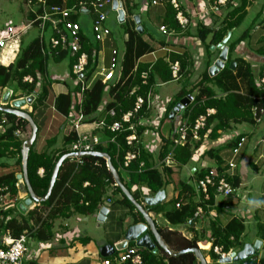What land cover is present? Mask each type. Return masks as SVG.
Returning <instances> with one entry per match:
<instances>
[{
  "label": "trees",
  "instance_id": "1",
  "mask_svg": "<svg viewBox=\"0 0 264 264\" xmlns=\"http://www.w3.org/2000/svg\"><path fill=\"white\" fill-rule=\"evenodd\" d=\"M119 1L122 2L126 15L118 23L124 26L127 39L124 43L122 57L121 59L118 58L117 61L118 70L113 79L107 82H102V76H96L99 67L96 45L102 41H94L92 33L88 36L84 32L83 25H81L80 51L86 53L89 58L88 69L84 75V82L88 87L81 91L79 83H74L67 93L59 94L55 99L56 111L66 117L67 123L69 122L68 132L62 135L60 147H53L55 146L56 137L48 140L49 148L47 151L35 153L30 147L27 157V176L34 195L37 198L45 196L56 162L62 155L69 153L71 144L77 141L76 132L70 128V125H72L70 121L75 119L74 115L76 113L82 114V123L98 122L100 118H103L106 124L112 121H121L124 113L133 110L138 96H141L144 100L141 108L137 113L132 114L129 122L121 123L119 131L111 132L106 127L93 130V135L97 136L99 141L98 144L93 146V150L109 155L121 182L138 202L144 201L146 196H153L159 191H165V188L172 183V167L163 165L157 168L153 167L154 162H152L150 151H158L157 160L159 162L171 152L176 162L175 168H183L187 165L189 169L195 168L194 173H191L190 170L188 172V178L194 180V183L203 177L206 172L211 171L217 177L224 176L226 181L236 190L240 185V175L235 173V168L228 167L230 161L234 163L235 159L232 158L224 163L217 152L226 148L236 158L243 148L246 140L245 136L248 134L239 132L235 128L236 125L241 123L255 125L262 119L264 113V81H262L264 78V63L256 70L249 61L238 55L234 50L249 35V27L235 40L230 38L231 31L243 22L248 12L247 8L255 0H229L221 5L220 9H222L223 17L222 19L220 17L216 19L219 22L217 27L206 26L197 21L193 28L189 19L190 22L185 29H181L177 23L170 0H162L165 14L160 22L166 31L174 35L175 39L177 36H192L198 39L204 49L205 66H203L196 82L192 81L194 61L191 49L182 53L172 52L167 57L156 59L151 65L138 61L141 56L153 51V46L143 39V36L147 35L150 40H153L152 35L142 25L140 16L142 7L152 6V4L150 0H144L142 5H140L141 0ZM181 1L185 0H178L180 4ZM52 2L70 8L80 4L75 0H52ZM262 5L264 8V3ZM36 7H38L36 11L39 12L40 7L37 5ZM85 8L90 9V6L87 4ZM185 14L187 15L186 12ZM135 15L140 18L142 33H139L136 29L133 18ZM81 16L74 15L72 20H80ZM34 17L35 13L27 9L26 23H29ZM261 20H258L257 23L253 21L250 25L251 29L264 22ZM212 24H214V20ZM31 26H35L39 31L36 23H33L26 28V32ZM160 33L163 36L167 35L161 31ZM227 36V41L224 44L227 47V58L224 66L215 74L210 75L208 70L214 62L211 56L216 50L217 58L219 54L217 46L221 45ZM107 37L112 43L111 53L116 48L112 32ZM46 41L45 37L43 39L38 36L36 39L31 40L26 48H23L20 37L19 49L14 61L7 66L0 63V88L15 84L16 88L24 95L35 94L31 103L32 110L44 102L47 97L45 84L48 85L50 80L45 79V73L50 59L54 62H60L68 58V73L70 79L73 82L75 81L71 67L76 56H71L66 49L59 50L58 55L52 51V55H50L45 49ZM160 44H165V39L162 38ZM261 51L263 52L261 55L264 56V46L261 47ZM174 62H178L180 66L179 78L176 80L172 78L170 69V64ZM230 63H233V67H229ZM142 73L147 74L145 80L141 78ZM26 76H30L32 81H24L23 79ZM173 80L182 81V85L175 98L168 102L165 114L160 118V122L170 124L168 133L163 134L162 125L155 126L152 124L153 120L157 119L156 106L148 105L147 101L152 100L148 99L149 97L154 98L158 95L154 91L155 86ZM188 95L192 96V100L180 110L179 115L182 120L187 119L186 122L191 129L187 130V140L174 144V139L177 137L175 134L176 126L174 121L169 120L168 115L176 103ZM8 98H10V95ZM208 109H213L214 112L206 117L204 127L197 131L199 134L198 140H192L190 130L194 126L195 119L199 115L206 114ZM110 110L114 111L112 117H108V111ZM28 114L32 117V111ZM157 116H159V113ZM131 124L134 125L135 132L139 137L145 134L147 130H155L159 134L160 142L153 144V149L148 150L141 145L138 158L133 160L127 168H123V157L129 150L125 137L131 132L128 128ZM28 127L29 124L25 119L0 111V164H3L5 159L15 154L18 155V164H21L20 151L26 139L22 135ZM233 128L236 130L235 133H232ZM260 142L263 144L264 136H262ZM239 143H241L240 146H238ZM234 149H236V152H234ZM206 157L215 158L216 166H207L201 163ZM139 162L144 164L141 168L138 166ZM39 169H42L41 174L38 173ZM131 185H135L136 190H131ZM4 186H7L12 202L9 203V206L0 209L1 235L8 233L12 237H19L22 234H28L29 237L38 241L51 239L57 221L63 222L73 215L91 216L96 214L105 202L110 187H112V196L111 198L108 197L110 201L108 204V218L105 220L109 225L105 226L104 222L102 228L108 230L109 233H113L114 238L119 239L123 232L124 219L128 215L131 214L134 223L144 222L142 215L136 211L131 202L114 184L111 173L106 166V161L100 156L84 155L77 158H65L58 167L49 196L44 201L36 202V205L31 209L19 208V203H17L19 189H22L25 193L27 191L24 183L19 186V180L13 172L0 175V188ZM194 188L193 183L180 182V190L169 201L162 199L156 205L143 204L147 212L154 214V224L166 245L172 251H180L197 247L199 241L205 240L207 242L211 241L212 246H221L224 252L230 249L239 252L245 244L242 239L245 220L241 215H231L224 225L211 218L206 224L207 228L202 229V231L195 230L194 225L189 224L190 221L193 223L196 220L193 215L197 205L203 206L205 214L208 213L210 207L220 214L226 208L238 203L237 199L232 197L235 192L216 202L215 187L211 186L208 191L209 199L203 202L200 192L198 201H195L192 197L195 194ZM184 190L186 191L184 192ZM181 195L185 196L184 200ZM178 202L179 206L176 207L175 204ZM118 210H120V214L116 215ZM60 222L58 224L63 226ZM181 228L190 231L192 236L190 238L184 237L178 231ZM261 235L263 239V233ZM154 243L157 253L144 248L138 249L143 259L142 264H199L191 252H185L179 256H169L156 242ZM130 245H132V242L129 243ZM207 255L213 262L217 258L211 249ZM255 255H257L256 259L247 257L238 261L237 264H264V254L260 256L256 253Z\"/></svg>",
  "mask_w": 264,
  "mask_h": 264
},
{
  "label": "crops",
  "instance_id": "2",
  "mask_svg": "<svg viewBox=\"0 0 264 264\" xmlns=\"http://www.w3.org/2000/svg\"><path fill=\"white\" fill-rule=\"evenodd\" d=\"M181 2L184 11L187 13L189 19L191 20L193 28L195 27L196 25L195 23L197 21H199L200 23L206 26L217 27L219 22L216 21V19L218 17L222 19L223 17L222 9H220L221 12L220 15L216 14L215 11L211 9V3L208 0H193V1L185 0ZM143 3L144 0H141L140 5H142ZM262 3L260 5V3H258L257 0H255L253 4L247 8L248 10L247 15L250 12V10L253 9L255 13L254 17L259 18V16H263V19L261 21H264V8ZM141 11L143 14L146 15V23L148 25V28L144 25L143 21H142V25L152 35V39H155V36L157 35L161 36V38L159 39L158 42H155V40H150L147 35H144L143 39L145 41H148V43H150V45L153 46V51L141 56L138 59V61L144 64L151 65L156 61V59L161 57H167L172 52L182 53L185 50L188 51V49H191L192 58L194 61V68L192 70L193 73L192 81L194 78L198 79L199 75L203 70V66H205V61H206L204 49L201 43L198 41V39L192 36H179V37L177 36L176 39L174 35L163 36V34H161L159 31V27L162 25L160 21L165 14L164 12L165 10L162 5L143 6ZM212 19L214 20V24H212L213 21ZM251 21L245 26L243 20V22L237 28L233 29L230 34L231 40H235L244 30H246L248 28V25L252 24ZM21 23L26 24V21ZM105 23L107 26V20ZM249 29H250V33L247 36V38L244 41L240 42L237 45V47H235L234 50L238 55L242 56L244 59L249 61L252 64L253 68L255 67V69L258 70V68L264 63V56L261 55L263 53L261 51V47L264 46V22L257 24L252 29L251 27H249ZM23 36L24 35L21 36V39H23ZM162 38L163 40L165 39V44H160V40ZM111 45L112 43L108 39V37L107 39L97 43L96 45L98 52L97 54L99 57L98 60L99 67H98V71H96V76H101L99 69L102 67H106L109 62ZM115 49L117 50V48ZM7 53L8 51L5 50L3 51V54L0 55V63L4 66L9 65L15 59V57H12ZM215 53L216 50H214L211 56V59H213L214 61L216 58ZM68 70H69L68 58L63 59L60 62H54L52 59H50L49 63L47 64L46 73H45V79L50 80V83L48 85L45 84L47 88V97L45 101L42 102L40 105H38L34 110H32V104H28V105L24 104L22 106V108H24L25 111L27 112L32 111V119L37 127L36 136L31 145V150L35 153H41L47 151L49 148L48 140L51 139L52 137H56L55 146L53 147L59 148L61 145L62 135L68 132L69 122L67 123L66 117L58 113L55 109L56 97L59 94L67 93L68 90L73 87L72 84H74V82L70 79ZM9 95L10 98H8ZM27 96L28 95H24L19 89H17L15 84H11V86L0 88V105L11 106L13 105L14 101L18 99H24ZM166 108L167 107L161 106V108L159 109L162 116H163L162 112L166 110ZM102 119L103 118H100V120ZM158 124L162 125L163 134L165 133L167 134L170 124H168V122H160V121L157 123V125ZM92 129H93V124L85 123L84 125L79 127V132H88L90 130L92 131ZM232 130H233L232 133L236 132L235 128H233ZM245 138L246 140L244 146L240 150L236 158L235 156H232V154H230V150L226 148L222 149L221 151L218 150L217 152V155L221 157L224 163L232 158L235 159L236 161V162L234 161L235 173L240 175L239 187H241L242 185L241 184L242 180L245 179L246 176L245 173L247 172L248 167L258 172L259 170L258 162L262 163V165L264 164V142L263 144L260 142L261 141L260 139H262V137L256 142L255 145H252V134H246ZM151 139L152 137L150 134L146 132L145 134H142L141 141L143 148L147 150L150 148L153 149V145H151ZM150 152H151L150 154H152L151 155L153 160L152 162H154L153 167L156 168L160 167L159 164L160 162L157 160L158 151H150ZM17 159H18L17 154L11 155L7 159H5L3 164H0V175L7 174L10 172H13L16 176L20 175L21 164H18ZM214 159L215 158L212 157H206L204 160H202L201 163L207 166H214V165L216 166ZM192 168L189 169L187 165L184 166L183 168L173 169V173L171 175L172 183L169 184V186H167L168 188L166 187L164 191L165 201H169V199L176 196L178 190H180V182H185L189 184L193 183L195 187L194 188L195 194L192 197L194 198L195 201L199 200L200 193L197 190L196 184L194 183V180L188 178V172L189 170L191 172ZM227 171H232V170H227ZM239 187L236 188L235 193L239 189ZM136 188L137 187L135 185H131V190H136ZM167 189H169L170 191L169 195L166 194ZM262 190H263V198H264V179H263ZM111 191H112V187L109 188V191L107 193V198L108 197L111 198L112 196ZM185 191L186 190H184V192ZM181 194L184 195L183 192H181ZM183 195H181V197H183L184 200L185 196ZM243 195H242L243 202L241 206H238V203L240 202L239 200L238 203L232 206L235 209L228 207L229 210L228 212L223 211L222 213L218 214L214 208L210 207L208 213L206 214L204 213L202 219H196L192 223L194 225V229L198 230L199 228H202L206 222V219H208L209 217L216 219L219 224L224 225L229 219L230 213L233 212L234 214L235 213L240 214L242 217H244V219L245 217L248 218L249 220L252 218L253 219L257 218L258 217L257 211L260 208L255 206L250 207L247 203L248 198L246 194ZM27 198H28L27 192L25 193L22 189H19V192L17 194V203L19 204L24 203L27 200ZM107 198H105V201L107 200ZM240 199L242 200L241 197ZM215 201L216 202L219 201L218 196L215 197ZM139 203L142 204V202ZM35 205L36 204L32 202L29 205H27L26 208L27 207L28 209L33 208ZM260 211H261L260 214H262L261 217L263 221L257 224V230L258 232H260V234L263 233L264 235V207L261 208ZM119 214H120V210H118V213L116 215ZM148 214L152 219H154L155 216L152 212H148ZM213 214L216 216H212ZM96 216L97 213L91 216L73 215L63 222L57 221L56 224L60 222L63 225V228L62 230H57V231L54 229L52 238L48 240L38 241L30 237L31 241L28 247V251L26 252L24 257L25 258L24 264H102V260L104 256L101 254V248L106 245H115L118 242H120L122 240V235L124 234V228L126 229L130 225L136 223H142V222L134 223L131 214L128 215L124 219L122 235L119 239L118 238L116 239L114 238L113 233H109L108 230L102 228L104 222H102V224L100 225L98 224ZM107 218L108 217L106 215L105 219ZM108 225L109 223L105 222V226ZM91 230H93V233L91 232ZM178 231L186 238L190 237V234H192L190 233V231H187L186 229L183 228L178 229ZM198 247L200 248L201 251H208L209 242L205 240H201L198 242ZM204 257L206 262L209 263L211 261L208 255H204Z\"/></svg>",
  "mask_w": 264,
  "mask_h": 264
},
{
  "label": "built area",
  "instance_id": "3",
  "mask_svg": "<svg viewBox=\"0 0 264 264\" xmlns=\"http://www.w3.org/2000/svg\"><path fill=\"white\" fill-rule=\"evenodd\" d=\"M80 4L78 6L74 5L72 8L63 7L58 3H53L52 0H27L25 5L28 9L35 13V17L29 21L26 25L21 27L20 29L14 28L10 25H5L2 29H0V55L3 54V51L7 50L10 56L15 57L16 53L19 49V40L21 35L25 32L26 28L33 23H36L39 28V36L44 39V34L46 32L49 33L46 47L48 53L52 55V51L56 55H58L59 50H68L71 56H76L75 62L72 64V73L75 76L74 83H79V87L81 91H84L88 87V85L84 82V75L88 69L89 58L88 55L84 52L80 51V31L81 24L78 20H72V16L74 15H87L91 19V33L94 41H103L110 33L109 28L106 26V20L109 12L113 10L112 2L114 0H75ZM211 3V9L217 12L221 5H224L229 0H208ZM33 2V3H32ZM153 6L162 5V0H150ZM40 7V11L36 10ZM90 6V9L85 8L86 5ZM170 4L175 11V19L179 24L181 29H185L190 20L189 16L185 14L184 9L178 0H170ZM124 10V9H123ZM116 11V10H114ZM117 12V11H116ZM125 12V11H124ZM118 18V15H117ZM119 21V20H118ZM160 31L167 36L171 35L166 31L163 25L159 27ZM117 61H118V52L116 49H113L110 53L109 64L106 67H102L99 69V72L102 76V82H107L112 80L114 74L117 72ZM171 75L174 80L179 78V70L180 66L178 62H174L170 64ZM147 77L146 73L141 74V78L145 80ZM24 81L31 82L32 78L30 76H26L23 79ZM264 81V78L263 80ZM35 94H30L31 96ZM27 96V97H28ZM156 98H148L152 100H148L147 104L156 106ZM25 99V98H24ZM33 101V100H32ZM144 100L141 96L136 98L134 103V108L132 111L126 112L122 115L121 121H112L109 124H106L104 119L91 123L93 124L92 131L88 132H79V127L84 125L82 123V114L76 113L74 116V120H71L70 125L71 129L76 132L78 137L77 141L71 144L69 153H82L95 151L93 150V146L98 144V137L93 135V130L102 129L106 127L111 132H117L121 128V123L129 122L132 114L137 113V111L141 108ZM26 103V102H25ZM24 105V104H23ZM22 105V106H23ZM20 106V108H22ZM213 109H208L206 114L199 115L195 121L194 126L191 131V139L198 140L199 134L198 130L203 128L205 125L206 117L213 113ZM159 113V116H157ZM180 111L175 114L174 122H175V134L177 137L174 139V144L184 142L187 140V130L191 129L187 124L186 120L183 119L179 115ZM157 119L155 118L152 122L153 125H157L162 117L161 112H157ZM114 116V111H108V117ZM170 120V119H169ZM171 121V120H170ZM129 130H131L130 134L125 137L126 145L129 147V150L125 153L123 157L122 166L123 168H127L129 164L138 158L140 154V146L142 145L141 136L135 132L134 125H129ZM150 134L151 145L157 144L160 142L159 134L155 132V130L145 131ZM242 141V140H241ZM241 143L238 144L240 146ZM157 147V146H156ZM236 152V149H234ZM67 153V154H69ZM70 157H80V156H70ZM78 160V159H77ZM160 166L163 165L165 167H172L173 169L176 166V162L173 159L172 153H168L161 161ZM143 162H139V168L143 166ZM229 168H235L234 163L230 162L228 164ZM21 182V180H19ZM197 190L202 194V201L206 202L209 199V188L211 186L215 187L216 196L228 197L232 195L235 189L226 181L224 176L217 177L211 171L206 172L203 177L196 181ZM147 197V196H146ZM144 197V198H146ZM12 202L11 196H9L7 186L0 188V209L4 206H9V203ZM109 199L104 202L102 207H107L109 204ZM176 207L179 206V202L175 204ZM228 212V208L224 210ZM108 213V209H107ZM205 210L202 205H197L194 211V217L196 219H202ZM234 213V212H233ZM237 214V213H235ZM107 215V214H106ZM240 215V214H238ZM216 216V215H212ZM106 220V219H105ZM102 221V222H105ZM30 237L28 234H22L19 237H12L10 234L1 235L0 233V264H24V257L26 252L28 251V247L30 244ZM261 241V240H260ZM264 243V237L261 241V245ZM261 247V246H260ZM139 247L135 244L127 246L121 250H114V252L103 257L102 264H142L143 259L141 254L138 252ZM208 249L212 250V252L216 255V260L214 261L216 264L219 260L229 258V263H233L232 258L236 256L237 251L230 249L227 252L223 251V248L219 245H213L212 242L209 241Z\"/></svg>",
  "mask_w": 264,
  "mask_h": 264
},
{
  "label": "water",
  "instance_id": "4",
  "mask_svg": "<svg viewBox=\"0 0 264 264\" xmlns=\"http://www.w3.org/2000/svg\"><path fill=\"white\" fill-rule=\"evenodd\" d=\"M112 5H113V10L117 11L118 20L122 21L125 17V12L123 10L122 3L120 1L114 0L112 2ZM133 18L135 20L137 31L139 33H142L139 16L135 15ZM228 34H230V33H228ZM227 38H228V36L225 37V39L222 41L221 45L217 46V48H219V54H218L216 60L213 62V64L211 65V67L208 70L210 75L215 74L224 66V63H225L226 58H227V47L224 45V43L227 40ZM232 65H233V63H230L229 67H233ZM33 98H34V95H31V96L26 97L25 99H18L16 101H14L13 105H11V106L0 105V111L6 112V113H11V114H14L18 117L25 119L29 123L30 128H31L30 137L23 142L22 147H21V151H20V154H21V174L18 175V179H21L23 181V183L26 187V191L28 193V198L24 203L19 204V208L25 209L26 206L31 203V201L41 202V201H44L47 199V197L49 196V194L51 192L58 167L65 158L70 157V156L76 157V156H84V155L100 156V157H103L105 159L106 166L111 173L114 184L120 189L122 194L131 202V204L134 206L136 211H138L142 215L143 220H144L143 223H136V224L130 225L126 229L124 228V234L122 235V240L115 245H106V246L102 247L101 248V254L103 256H106V255L114 252V250H121V249L125 248L127 246V244L131 243V242H134L137 247L144 248L148 251H152L153 253H157V248L155 247V243H154V242H156L157 245L169 256H179L185 252H191V253H193L194 257L198 260L199 264H207L203 254L201 253V251L198 247H190V248H186V249H183L180 251H172L169 249V247L166 245V243L164 242V240L162 239V237L158 233V231L155 227L154 221L149 216L147 210L144 208L143 205H141L131 195L129 190L121 182L119 174L115 170V168L113 167L109 155L104 153V152L89 151V152L69 153V154L62 155L59 158V160L56 162V164L53 168L52 175H51V178H50V181L48 184V189H47L45 196L42 198H37L34 195L32 189L30 187L28 176H27L28 152H29V149H30L34 139H35L37 127H36L35 123L33 122L32 117L26 111L19 109L20 106H22L25 102L28 104H31ZM191 100H192V96L188 95V96L182 98L178 103H176V105L173 107V109L169 112V115H168L169 119L171 121H173L175 114H177L180 110H182L184 107H186ZM194 170L195 169L192 168L191 172L193 173ZM163 198H164V193H163V191H160L156 195H154L153 197L147 196L144 199V203L147 205H156V204L160 203ZM106 214H107V208L102 207L99 210V213L97 215V222L99 225L102 224V221L105 220ZM189 224L192 225V222L190 221ZM146 228L149 230L150 233L145 232ZM151 235H152L153 239H152ZM260 246H261L260 240L255 241L253 244H249V243L244 244L243 248L239 252H237L236 256H234L232 258L233 263H229L230 259L226 258V259L219 260L217 262V264H237L238 261H240L244 258H247V257H251L252 259H256L257 255H255V254L258 253Z\"/></svg>",
  "mask_w": 264,
  "mask_h": 264
},
{
  "label": "rangeland",
  "instance_id": "5",
  "mask_svg": "<svg viewBox=\"0 0 264 264\" xmlns=\"http://www.w3.org/2000/svg\"><path fill=\"white\" fill-rule=\"evenodd\" d=\"M257 2L260 3V5H261L262 2L264 3V0H257ZM27 8L28 7L25 5V0H0V28L3 27V25L6 23H8L6 25H10V26L17 28V29H20L21 27L26 25L27 23L25 24V23H21V22L27 21V19H25ZM254 15H255L254 10L251 9L250 12L248 13V15L244 19L245 26L251 21L252 18L253 19H252L251 23L253 21L257 22V19L258 20L263 19V16H259V18H258V17H254ZM140 16H141V20L144 22V25L148 28V25L146 23V15L143 13H140ZM79 22L81 23V25H83L84 32L88 36H90L91 35L90 18L86 15H82L80 17ZM250 25L251 24H249L248 27H250ZM107 26L110 29V31L112 32L113 39L115 41V46L118 50V58H121V55L124 52V43H125L127 36L125 35L124 26L120 25L118 23L116 11L111 10L109 12V15L107 18ZM240 28H241V26H240ZM25 32H26V30H25ZM48 35H49L48 32H46L44 34L45 40H47ZM38 36H39L38 29L35 26L29 27L28 31L23 36L22 47L26 48V46L29 44V42L31 40L36 39ZM160 38H161V36L157 35V36H155V39H153V40H155V42H158ZM196 80L197 79L194 78L193 82H196ZM181 85H182V81L178 82V81L173 80V81L167 82L165 84H160V85L154 87V91L157 92L156 94L159 95L158 98H156V103H157L156 112H160L159 109L161 108V106L167 107L168 102L170 100H173L175 98V96L177 95V92L181 88ZM103 102H104V99L102 101V104H103ZM164 112H165V110L162 112L163 115L165 114ZM235 128L239 132H246L248 134H252V145H255L256 142L262 136H264V113H263L262 119L260 120L259 123L255 124V125H252L249 123H241V124L236 125ZM30 134H31V129H30V127H28L23 132L22 137L24 139L29 138ZM258 164H259L258 172L254 171L250 167L247 168V172L245 173L246 176H245V179L242 180L241 187H239V189L236 191V193L232 196L235 199H237L238 202L240 200V202L238 203V206H241V204L243 202V197H244L243 194H246L248 201L249 200L264 201L263 190H262L263 179H264V164L262 165V163H260V162H258ZM195 166H197V165H195ZM169 192H170L169 189H167L166 194L169 195ZM242 195H243V197H242ZM240 197L242 198V200L240 199ZM223 198L224 197H222V196H218L219 200H222ZM263 207H264V205H261L258 207L260 209L257 211L258 212L257 218H254V219L252 218L249 220L248 218L245 217V219H244L245 220V222H244L245 230H244V233L242 236V239L245 243L253 244L255 241L262 239L260 232H258V230H257V224H259V222L263 221V219L261 217L262 214H260L261 213L260 210ZM231 208L235 209L234 207H231ZM29 209H31V208H29ZM231 215H235V214L230 213V216ZM210 219H211L210 217L208 219H206V222L203 225L204 228L202 227V228H199L198 230L202 231V229H206L207 228L206 224L208 221H210ZM62 228H63V226H61L60 224H55L54 229L56 231L62 230ZM91 232L93 233V230H91ZM202 253H203V255L208 254L207 251H202ZM258 253L260 256L264 254V243L262 244ZM212 262L213 261H210L209 263L208 262L207 263L210 264Z\"/></svg>",
  "mask_w": 264,
  "mask_h": 264
},
{
  "label": "clouds",
  "instance_id": "6",
  "mask_svg": "<svg viewBox=\"0 0 264 264\" xmlns=\"http://www.w3.org/2000/svg\"><path fill=\"white\" fill-rule=\"evenodd\" d=\"M117 1H119V0H117ZM121 2V1H120ZM122 3V2H121ZM122 6H123V4H122ZM182 6V5H181ZM183 8V7H182ZM123 9H124V11H125V8L123 7ZM219 9H220V7H219ZM216 14H219L220 13V11L218 10L217 12H215ZM125 15H126V12H125ZM227 41V40H226ZM225 41V42H226ZM225 44V43H224ZM32 103V102H31ZM24 104H27L28 105V103H24ZM19 109H21V110H23V111H25L24 110V108H19ZM27 112V111H26ZM28 113V112H27ZM26 139H28V138H26ZM25 139V140H26ZM24 140V141H25ZM173 169V168H172ZM42 170V169H41ZM41 170H39L38 171V173L39 174H41L42 173V171ZM41 171V172H40ZM192 173V172H191ZM17 179H18V176H17ZM18 180H21V179H18ZM21 183H23V181L21 180V182H19V184L21 185ZM195 183H196V181H195ZM199 192V191H198ZM28 194V193H27ZM32 202H34V201H31V203ZM144 202V201H143ZM35 204H36V202H34ZM248 205L250 206V207H252V206H255V207H259V206H261V205H264V201H259V200H249L248 202ZM104 204V203H103ZM141 204V203H140ZM143 204H145V203H143ZM143 204H141V205H143ZM102 208V206L100 207V209ZM105 208H107V207H105ZM28 209V207L27 208H25V210H27ZM99 209V210H100ZM108 209V208H107ZM109 210V209H108ZM98 213H99V211L97 212V215H98ZM96 219H97V216H96ZM154 220V219H153ZM143 223V222H142ZM193 225V224H192ZM156 227V226H155ZM145 232H147V233H150L149 232V230L146 228V231ZM192 236V234H190V237ZM190 237H188V238H190ZM119 243V242H118ZM129 244V243H128ZM133 244H135L134 242H132V245ZM198 247V246H197ZM140 248V247H139ZM199 248V247H198ZM200 249V248H199ZM116 251V250H115ZM201 251V250H200ZM208 251H210L209 249H208ZM207 251V252H208ZM201 253H202V251H201ZM203 254V253H202ZM204 256V255H203ZM209 256V255H208ZM205 258V257H204ZM208 264V263H207ZM211 264V263H210ZM212 264H216L215 262H212Z\"/></svg>",
  "mask_w": 264,
  "mask_h": 264
},
{
  "label": "flooded vegetation",
  "instance_id": "7",
  "mask_svg": "<svg viewBox=\"0 0 264 264\" xmlns=\"http://www.w3.org/2000/svg\"><path fill=\"white\" fill-rule=\"evenodd\" d=\"M160 192V191H159ZM163 193H164V195H165V192L163 191ZM157 194V193H156ZM155 194V195H156ZM149 196H151V195H149ZM154 196V195H153ZM153 196H151V197H153ZM145 199V198H144ZM163 200H165V197L163 198ZM144 202L142 201V204H143Z\"/></svg>",
  "mask_w": 264,
  "mask_h": 264
}]
</instances>
